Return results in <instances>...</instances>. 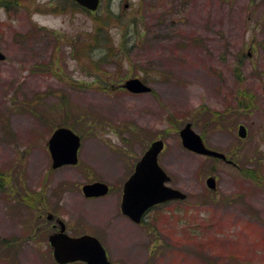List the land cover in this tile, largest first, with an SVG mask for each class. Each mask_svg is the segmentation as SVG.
<instances>
[{
  "label": "rangeland",
  "instance_id": "rangeland-1",
  "mask_svg": "<svg viewBox=\"0 0 264 264\" xmlns=\"http://www.w3.org/2000/svg\"><path fill=\"white\" fill-rule=\"evenodd\" d=\"M49 1L0 6V264H58L60 221L114 263L264 264V0H129L124 16L120 0L95 14ZM188 123L238 166L187 149ZM59 127L81 136L78 165L52 167ZM157 139L188 198L137 224L123 187ZM95 181L110 193L85 196Z\"/></svg>",
  "mask_w": 264,
  "mask_h": 264
},
{
  "label": "water",
  "instance_id": "water-1",
  "mask_svg": "<svg viewBox=\"0 0 264 264\" xmlns=\"http://www.w3.org/2000/svg\"><path fill=\"white\" fill-rule=\"evenodd\" d=\"M82 6L96 10L100 0H76ZM0 50V60L5 59ZM125 87L133 93L150 92L151 88L138 78L126 81ZM246 128H239V135L246 136ZM183 145L198 154L226 159L225 154L206 147L203 138L196 133L192 124L188 123L181 131ZM81 137L67 127L57 128L49 139V150L52 157V167L57 169L64 165H76L79 161L78 152ZM164 141L152 142L148 150L136 165L135 172L124 185L121 210L124 215L135 223H141L145 213L154 205L172 200H184L187 194L167 185L171 178L159 164V155L164 149ZM211 189L216 187L214 177L208 179ZM82 191L87 197H101L109 192V186L104 182L85 184ZM61 231L50 236L54 259L58 264H68L83 261L86 264H116L108 259L107 252L100 240L92 235L72 237L65 233V224L60 221Z\"/></svg>",
  "mask_w": 264,
  "mask_h": 264
},
{
  "label": "flooded vegetation",
  "instance_id": "flooded-vegetation-1",
  "mask_svg": "<svg viewBox=\"0 0 264 264\" xmlns=\"http://www.w3.org/2000/svg\"><path fill=\"white\" fill-rule=\"evenodd\" d=\"M62 1H64V2H66V3H69L70 5H78L76 2H74L73 0H62ZM111 1V0H110ZM114 1V0H113ZM50 3H52L53 2V0H50L49 1ZM103 2H104V0H101V6H102V4H103ZM120 2H124V3H122L121 5H123V7H121V10H120V12L119 13H116V12H114L113 10H112V7H111V5L110 4H108V6L107 7H111V11L112 12H114V13H116V14H119V15H121V16H124V15H126L127 13H128V10H129V7H132V5L130 6V2H129V0H120ZM125 8V9H124ZM86 12H89V13H91V14H93V12H91V11H89V10H87V9H84ZM225 161H227L228 163H232L233 165H235V166H238V164L234 161V160H232V159H230L229 157H228V159L227 160H225ZM215 177V176H214ZM216 178V177H215ZM216 180H217V178H216ZM161 205V204H160ZM157 206H159V205H157ZM157 206H155V207H157ZM51 220H54V217H51ZM54 231L55 232H58L59 230H60V228L58 227V226H56V225H54ZM54 232V233H55ZM107 251V250H106ZM107 253H108V251H107ZM108 256H109V254H108Z\"/></svg>",
  "mask_w": 264,
  "mask_h": 264
},
{
  "label": "trees",
  "instance_id": "trees-1",
  "mask_svg": "<svg viewBox=\"0 0 264 264\" xmlns=\"http://www.w3.org/2000/svg\"><path fill=\"white\" fill-rule=\"evenodd\" d=\"M17 1L18 0H0V6L9 8L10 5L18 4ZM242 172H245L249 176H255L256 174L258 175V172L256 170H250L246 168H242Z\"/></svg>",
  "mask_w": 264,
  "mask_h": 264
}]
</instances>
